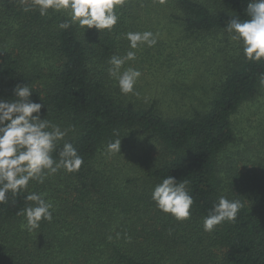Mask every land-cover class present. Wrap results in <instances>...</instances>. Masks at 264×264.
Listing matches in <instances>:
<instances>
[{
    "label": "trees",
    "instance_id": "1",
    "mask_svg": "<svg viewBox=\"0 0 264 264\" xmlns=\"http://www.w3.org/2000/svg\"><path fill=\"white\" fill-rule=\"evenodd\" d=\"M248 2L125 0L109 33L61 29L68 19L62 12L40 16L23 11L19 0H0V99L14 100L13 88L27 84L30 99L44 105L41 118L67 130L57 152L71 142L84 160L78 172L60 170L8 194L0 204V264H264V158L240 164L227 154L235 139L232 116L255 97L264 60L241 53L221 71L208 108L190 115L164 116L155 101L134 104L107 72L125 34L152 12L189 35L228 34L230 18H248ZM135 136L152 137L156 150L107 154L109 142L120 139L130 149ZM167 176L188 182L190 219L178 222L152 201L154 186ZM31 192L45 194L53 219L29 232L17 213ZM221 195L243 208L234 223L205 232L203 218Z\"/></svg>",
    "mask_w": 264,
    "mask_h": 264
},
{
    "label": "clouds",
    "instance_id": "2",
    "mask_svg": "<svg viewBox=\"0 0 264 264\" xmlns=\"http://www.w3.org/2000/svg\"><path fill=\"white\" fill-rule=\"evenodd\" d=\"M124 3L125 0H19L26 12L34 10L40 16H48L50 11L64 13L68 19L59 24L61 29L75 25L84 32L94 28L109 33L120 19L116 9ZM245 11L247 19L232 17L225 30L231 40L239 44L246 60L259 62L264 60V0H249ZM124 38L128 41V50L124 55L114 54L109 58L107 72L122 95L136 94L135 86L142 73L137 68L124 66L136 60L137 50L154 47L157 37L151 31H130ZM260 83L264 85V76ZM31 95L32 89L27 84H18L13 88L14 100L0 99V204L8 201L9 193L17 196L25 192L32 181L43 184L46 177L60 170L78 172L84 163L71 142H64L57 152V145L67 135V130L41 118L44 105L32 101ZM120 147L121 140L116 139L106 145V152L118 154ZM54 152L58 158H54ZM187 183H177L173 177L167 176L151 192L157 209L178 222L191 217L194 198ZM24 199L26 205L17 215L25 218L27 231L38 229L42 220L52 221L53 204L45 194L31 192ZM242 208L240 200L221 195L203 218V231L211 233L218 225L234 223Z\"/></svg>",
    "mask_w": 264,
    "mask_h": 264
},
{
    "label": "rangeland",
    "instance_id": "3",
    "mask_svg": "<svg viewBox=\"0 0 264 264\" xmlns=\"http://www.w3.org/2000/svg\"><path fill=\"white\" fill-rule=\"evenodd\" d=\"M130 31H151L157 44L137 50L136 60L125 64V68L139 69L142 75L135 86L136 94L121 95L139 106L147 107L155 101L156 110L164 116L190 115L194 108L206 110L221 71L242 53L229 33L216 30L189 35L177 21L158 12L143 18ZM124 42L118 55L128 50L125 38ZM232 123L235 139L227 149V154H234L231 159L242 164L264 158V85L259 82L255 97L239 106ZM154 142L152 137L135 136L130 149L126 143L119 154L125 156L131 151L145 155L148 149L156 150Z\"/></svg>",
    "mask_w": 264,
    "mask_h": 264
}]
</instances>
